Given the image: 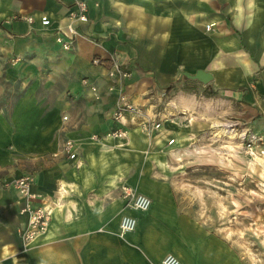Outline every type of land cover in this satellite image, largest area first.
Returning <instances> with one entry per match:
<instances>
[{
	"label": "crops",
	"instance_id": "0c3cea01",
	"mask_svg": "<svg viewBox=\"0 0 264 264\" xmlns=\"http://www.w3.org/2000/svg\"><path fill=\"white\" fill-rule=\"evenodd\" d=\"M86 2L78 21L74 0H0V264H160L168 252L180 264H256L216 226L214 196L198 212L182 175L195 168L182 170L172 159L180 150L166 146L208 141L231 124L264 136V0ZM68 24L77 33L65 50L55 33ZM94 57L116 59L128 75H109ZM184 78L196 88H182ZM120 93L160 123L145 134L143 115H127L123 148L104 143L114 140L105 133ZM68 138L73 159L62 150ZM23 173L34 203L51 210L30 242L25 198L11 182ZM123 183L150 207H127ZM124 212L137 224L122 237Z\"/></svg>",
	"mask_w": 264,
	"mask_h": 264
},
{
	"label": "rangeland",
	"instance_id": "374dc122",
	"mask_svg": "<svg viewBox=\"0 0 264 264\" xmlns=\"http://www.w3.org/2000/svg\"><path fill=\"white\" fill-rule=\"evenodd\" d=\"M183 80L182 88L188 91L196 88V84L187 78ZM215 129L214 138L208 141L198 144L196 140L190 142L188 139L176 147L173 145L175 140H168L170 146L166 147L180 150L179 155L172 159L175 164H182V170L195 168L190 174L183 171L182 175L188 177L184 180L191 182V197L196 195L200 203L198 212L206 213L207 204L214 196L215 205L211 211L217 214L216 226L222 228L223 224L227 225L232 241L240 239L242 247L245 246L246 258L253 263L264 264V136L249 126L243 129L231 124L225 135L222 130ZM251 134L257 138L249 145L247 138ZM127 137V134L123 137L108 136L114 139L113 142L106 139L104 143L123 148L127 145ZM191 150H203L202 156H196L198 153Z\"/></svg>",
	"mask_w": 264,
	"mask_h": 264
},
{
	"label": "built area",
	"instance_id": "2783aa9c",
	"mask_svg": "<svg viewBox=\"0 0 264 264\" xmlns=\"http://www.w3.org/2000/svg\"><path fill=\"white\" fill-rule=\"evenodd\" d=\"M76 10L72 13V17L78 21H85L87 19V2L85 0H74ZM26 20L32 22L34 17L29 15L25 17ZM40 22L43 25L50 24V18L46 14L40 15ZM209 27V26H208ZM77 33L75 26L68 24L66 29H57L55 33V40L60 44V46L68 50L72 46L73 39ZM94 64H105L109 63L108 74L113 75L114 73H119L121 76H127L128 71L122 66V64L114 58L104 60L100 57H94L92 59ZM85 81V80H84ZM127 115L137 116L143 115L144 118L140 120V128L146 134H149L152 128H158L160 126L159 122L151 123L148 116L143 112V109L138 104H135L131 101L125 94L120 93L115 107L113 110V120L117 124L115 127L106 132V135L111 137H123L127 134L128 129L123 126L124 119ZM63 119H67V115H63ZM243 138H246L243 134ZM255 134H251L247 138V142L250 145L254 140H256ZM172 142L173 139H170ZM63 149L68 155L69 158L73 159L76 157V142L73 139H66L63 144ZM12 184L19 192V194L25 198L24 210L28 214V226L22 233V236L25 242H30L36 238L39 234L46 231L51 210L44 205L34 203V199L38 197V194L32 191V177L25 173L15 177L12 181ZM122 197L125 200V205L132 209L137 210H147L151 203L152 199L149 195L137 190L132 185L123 183L120 186ZM137 219L134 215L124 212L122 213L119 226L118 234L124 237L127 233L133 231L136 227ZM160 264H180V259L174 253L168 252L160 261Z\"/></svg>",
	"mask_w": 264,
	"mask_h": 264
},
{
	"label": "bare ground",
	"instance_id": "6f19581e",
	"mask_svg": "<svg viewBox=\"0 0 264 264\" xmlns=\"http://www.w3.org/2000/svg\"><path fill=\"white\" fill-rule=\"evenodd\" d=\"M141 129V128H140ZM174 140V139H173Z\"/></svg>",
	"mask_w": 264,
	"mask_h": 264
}]
</instances>
